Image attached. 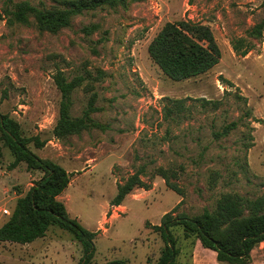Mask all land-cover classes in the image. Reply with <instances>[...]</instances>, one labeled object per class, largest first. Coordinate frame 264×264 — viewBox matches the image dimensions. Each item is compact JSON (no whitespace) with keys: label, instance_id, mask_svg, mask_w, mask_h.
<instances>
[{"label":"rangeland","instance_id":"1","mask_svg":"<svg viewBox=\"0 0 264 264\" xmlns=\"http://www.w3.org/2000/svg\"><path fill=\"white\" fill-rule=\"evenodd\" d=\"M15 1L61 6V0ZM263 19L264 0H129L86 11L57 34L41 32L34 21L0 20V112L25 136L47 142L42 149L29 146L36 155L73 174L59 200L71 218L97 233L92 264H156L164 243L146 225H159L180 203L176 215L194 217L215 210L224 194L264 197V36L252 40L256 47L246 57L231 44ZM180 21L209 26L222 57L203 75L173 81L148 47L167 23ZM87 27H95L92 34L84 32ZM58 71L70 81L84 77L72 95V116L80 117L95 94L92 117L103 128L54 137L62 100ZM169 100H183L185 107L167 118ZM232 123L237 127L228 136L216 138ZM13 161L0 139V227L43 176L25 163L11 169ZM141 168L151 189L137 188L121 206H112L118 185ZM160 169L184 197L168 189ZM175 234L182 251L178 264H224L193 245L182 229ZM82 256L81 244L56 227L28 245L0 244V264H79ZM252 264H264V243L255 248Z\"/></svg>","mask_w":264,"mask_h":264},{"label":"trees","instance_id":"2","mask_svg":"<svg viewBox=\"0 0 264 264\" xmlns=\"http://www.w3.org/2000/svg\"><path fill=\"white\" fill-rule=\"evenodd\" d=\"M127 1L129 0H61L60 7L48 8L33 5L30 1L5 0L0 20H6L9 25H27L34 21L41 32L57 34L70 28L74 19L86 11L124 5ZM94 30L95 27H87L84 32L89 35ZM263 36L264 19L248 31L247 37L232 41L234 52L246 57L256 47L252 40L263 41ZM148 52L154 63L173 81L203 75L218 65L222 57L211 28L192 21L167 23L153 38ZM54 79L62 95L59 118L53 130L54 137L62 140L80 136L91 129L103 128L92 117L98 110L95 94L80 117H73L71 114L72 95L81 86L84 77L70 81L62 71H58ZM214 105L218 108V103ZM184 107L183 100H169L164 106L165 116L170 118L174 113L183 111ZM236 127L237 123L227 125L221 133L215 134L216 138L228 136ZM0 133V139L14 157L11 169L25 163L30 171L43 173L42 178L18 198L10 218L0 227V244L28 245L46 237L49 230L56 227L69 232L81 244L83 256L79 264H92L97 233L87 230L77 219L71 218L66 205L59 200L70 185L73 174L59 164L36 155L29 146L34 144L37 149H42L47 142L39 137L25 136L22 127L1 112ZM143 173L141 168L124 184L118 185L117 195L111 201L112 206H121L126 197L137 188L146 191L151 189V185L142 179ZM158 175L165 180L168 189L184 197L183 191L170 181L165 169H160ZM179 205L166 213L159 225H146L158 233L164 243L156 264H178L182 251L175 234L177 229H182L184 237L192 239L193 245L199 243L205 250L216 254L219 263L252 264L255 248L264 243V197L251 200L235 194H224L218 200L215 210L205 209L201 215L194 217L185 213L176 215ZM108 264L128 263L118 260Z\"/></svg>","mask_w":264,"mask_h":264},{"label":"crops","instance_id":"3","mask_svg":"<svg viewBox=\"0 0 264 264\" xmlns=\"http://www.w3.org/2000/svg\"><path fill=\"white\" fill-rule=\"evenodd\" d=\"M202 247V246H201ZM204 249V248H203Z\"/></svg>","mask_w":264,"mask_h":264}]
</instances>
